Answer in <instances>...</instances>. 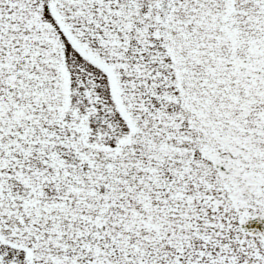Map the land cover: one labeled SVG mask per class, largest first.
I'll return each mask as SVG.
<instances>
[{
  "label": "snow or ice",
  "instance_id": "1",
  "mask_svg": "<svg viewBox=\"0 0 264 264\" xmlns=\"http://www.w3.org/2000/svg\"><path fill=\"white\" fill-rule=\"evenodd\" d=\"M0 264H264V0H0Z\"/></svg>",
  "mask_w": 264,
  "mask_h": 264
}]
</instances>
